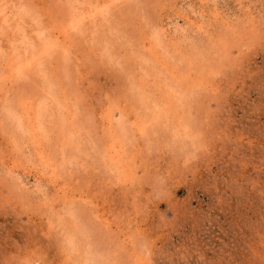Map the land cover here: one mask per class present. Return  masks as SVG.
Here are the masks:
<instances>
[{"label": "rangeland", "instance_id": "374dc122", "mask_svg": "<svg viewBox=\"0 0 264 264\" xmlns=\"http://www.w3.org/2000/svg\"><path fill=\"white\" fill-rule=\"evenodd\" d=\"M0 264H264V0H0Z\"/></svg>", "mask_w": 264, "mask_h": 264}]
</instances>
